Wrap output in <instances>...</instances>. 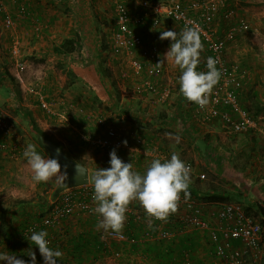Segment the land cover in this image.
I'll return each mask as SVG.
<instances>
[{
	"label": "rangeland",
	"instance_id": "1",
	"mask_svg": "<svg viewBox=\"0 0 264 264\" xmlns=\"http://www.w3.org/2000/svg\"><path fill=\"white\" fill-rule=\"evenodd\" d=\"M34 1L41 2L40 10L45 13L55 11L56 15H54V18L60 21V27L57 28L58 32L53 30L57 32L54 37H56L55 41L58 44L60 43L58 42L61 40L60 38L65 37L66 34L69 35L70 32L74 35L72 37L76 38L72 59L67 61H71L75 69L83 67L81 69L84 71L92 70L98 72L101 76L94 74L98 80L96 81L87 75L80 76L77 79L78 77L71 74L70 78L74 80L75 84L72 85L69 93L68 89L65 88V75L62 64L56 62V55L59 53L54 51L53 47L55 45L52 47L53 43H55L54 40L47 42L46 49L52 47V50L47 54L46 49L39 50L33 47L34 44L39 45V42L45 39L44 36L46 34L43 35V30L40 28L44 17L38 16L32 19L29 29L23 37L24 44L20 37L22 36L20 33L22 24L20 23V26H17L19 19H16L17 15L15 16L17 7L9 5L6 0L7 12L12 19V25L4 26L2 21L4 15L0 14V46L2 47L0 49V64L6 78L10 80L9 75L14 77V81L10 80L12 84H15H13V87L17 86L19 89V79L23 78L24 91H29L28 89L33 87L38 94H41L48 101L51 111L48 113L39 106L44 112V119L40 126L38 125L37 127L50 138L59 141L62 146L65 145L69 153L73 151L66 146L67 142L74 144V147L78 146V144L83 147L84 157L78 155V157L76 155L70 156L65 153L71 159H75L77 162L82 161V164L89 167L91 183H94L92 177L97 168L110 167L106 159H110L107 154H110L111 148L101 149L85 141L82 136L101 132L102 129L97 127L95 119L99 116L96 117L95 115L100 111V107L103 106L104 102L123 101L125 105L129 101L130 103L133 101L131 112L135 114L128 117L131 120L125 124L128 126L125 128L117 126L122 129L123 133L121 135L130 134L137 142L139 141L138 145H146V147L148 145L155 152L162 155L163 160L170 159L171 155L176 153L186 165H189L191 168V184L198 191L197 200L203 204V214L208 215L210 208L215 206V203H207L203 200L205 193L212 192L228 195L230 197L229 202L239 203L244 209L250 207L251 215L254 212L259 214V206L264 207V199L262 198L264 195L263 112L254 115L258 129L245 134L227 135L219 124H202L192 115L189 107L192 102L183 96L180 92V84L177 82L171 83L172 92L166 102L156 101L150 93L141 91H136L135 95L133 94V98L131 96V79L123 78L126 81L125 83L117 79V73H119L120 69L123 71L129 70L127 58L112 56L103 36V33L109 34V30L113 25V4L116 0ZM223 1H225L226 5L234 7L236 15L232 19H227L228 21L217 19L216 21L219 25L217 33L224 34V30L236 25L240 20H243L248 25L246 30L237 32L233 36L232 41H229V46L233 41H236L239 45L238 54L233 56L226 48L229 59L235 62L239 61L240 65L249 71V75L245 79L243 77L242 80L241 99L244 103H248V95L250 93V96L254 97L258 103L264 105V0ZM131 10L133 12L136 11L132 6ZM230 20L231 22H229ZM95 25L100 29L99 37L97 38L100 43L99 46H96L95 39L92 36ZM36 26L37 28H35ZM162 26L165 28L164 30ZM16 29H19V31L15 32ZM168 30L176 31L168 22L160 20V25L157 29L148 30L149 39L147 40H153L159 46H165L168 51L171 41L166 39L164 42L159 39V32ZM15 45L19 50L16 55H13L11 48L13 49ZM229 46L227 44V47ZM143 54L142 52H137L140 57ZM204 54L205 52L203 51L201 58ZM63 65L69 67V64L64 63ZM25 71L26 74L24 73ZM111 76L114 78V83L110 80ZM174 76L177 77V73H174ZM51 80L52 84H50ZM116 81L122 87L121 92L114 91L115 85L117 87ZM164 81L166 82L167 80H165V74H162L159 76V82ZM94 82H99L98 84L101 85L100 90L103 93L105 92V100H100L96 90L88 87L90 84L97 87L98 84ZM126 85L127 88H124ZM103 86H106L104 90ZM72 90L78 91L73 93H78L79 96H74ZM5 97H9L6 101H3L6 106L4 107L6 108L7 117L16 123L21 122L24 117L19 113L21 109L18 108L17 97L13 96L12 91L11 94L10 91L6 92ZM141 103L143 106L140 107ZM179 103L181 108L178 106ZM112 107L110 109L111 112L108 111L109 113L106 114L105 118L101 116V118H104L105 124H110V113L115 112V107ZM254 110L252 109V111ZM103 111H107V109L103 108ZM116 117L118 120L126 118L121 115H116ZM29 124L25 122L24 129L21 128L20 133H26L27 135L26 127L30 134L27 137L28 140L37 146L34 138L35 133L28 126ZM168 133L171 136L166 135ZM177 135L180 137L179 142L175 139ZM131 137H129L130 140ZM14 141L7 138L6 144L2 149L10 147V151L9 153L3 152L2 155L0 154L3 167V171L0 172V204L5 206L16 199H26L31 202L20 207H14L12 216L11 214L7 216V223L2 229L8 232L11 239L2 238L0 233V253L29 260L28 255L33 251L36 254V264H44L38 247L31 244L30 236L23 238L24 233L21 230L27 223L39 222L38 214H40V210L46 214L50 207L62 198L64 193L73 191L75 188H66L52 199V191L57 185L55 181H52L51 183L47 182L39 194V190H35L37 185L32 179L33 173L30 167L27 166V160L23 158V153H21L22 148H25V141H19V139L16 141L22 144V146L19 145L20 149L17 148L18 144L14 143ZM121 152L123 153L122 150ZM123 157H125V154ZM155 158L162 160L159 155L153 156V159ZM102 159L105 160L103 161ZM127 161L131 160L127 159ZM200 173L203 174V178L198 177ZM43 201H46V203H37ZM207 205L211 207H207ZM255 217L259 219V216ZM72 218L74 217H70V219ZM61 220H53L50 224L44 225V228L40 227V229L48 232L49 246L53 249L57 246L61 248L62 241L60 240L62 239L60 237V239L56 238L55 235L50 237L49 233L52 234V231H54V234H56L55 232L60 231L62 229L61 222L66 223V225L74 223V221L67 223ZM125 222H127V219ZM53 225L57 226L52 227ZM137 225L141 235L148 230L147 224ZM163 227L168 229L170 233L168 238H160L159 230L147 239L144 236H138L141 238L139 241L141 242L140 246L134 247L132 246L133 244L118 243L112 250L103 248L104 251L100 252L99 255L96 253V255L90 256L88 259L86 258L89 261L84 264H162L166 260L170 264H184V257L186 256L189 257L190 264H221L222 257L214 252L208 240V234L205 231L181 227L174 221L165 222ZM77 230L78 224L73 227L74 232ZM15 240H22L23 242H16L15 244ZM67 246L62 245L61 249L56 248L63 253L57 264H66L64 262L72 264L70 260L65 261V258L71 255L70 247L68 246L67 248ZM181 247L184 248L179 250ZM115 250L119 251V256L114 257L112 255V251ZM88 254L91 255L90 252ZM162 254H168L169 258L167 256L163 257ZM260 260V264H264L263 258ZM0 264H4V262L0 261Z\"/></svg>",
	"mask_w": 264,
	"mask_h": 264
},
{
	"label": "built area",
	"instance_id": "2",
	"mask_svg": "<svg viewBox=\"0 0 264 264\" xmlns=\"http://www.w3.org/2000/svg\"><path fill=\"white\" fill-rule=\"evenodd\" d=\"M127 1H138L141 8L133 13ZM219 5L217 0H191L186 5L178 0H116L113 4V25L108 34L109 51L115 57L127 58L129 70L120 69L118 74L121 78L131 79L136 75H142L138 81L142 91L153 95L156 101L165 102L171 94V81L159 82V76L163 74V66L157 69L156 63L163 60L161 48L155 41L145 39L144 35L147 32H144L158 28L161 16L171 20L179 28L178 33L185 26H198L205 54L197 70L207 71L206 59L211 56L218 60L217 68L222 72V76L209 97V104L201 109L193 103L191 113L202 124L217 123L227 135H236L258 129L256 117L241 99L240 90L245 70L238 62L230 61L226 55V40L231 39L237 30L246 29L247 25L241 22L219 36L214 28V18ZM227 12L230 15L233 10L228 9ZM27 13L24 5L17 7L18 16L24 17ZM0 14L4 15L2 20L4 26L12 25L5 0H0ZM143 25H146L145 30H141ZM137 52L144 54L140 57ZM17 53L18 48L14 47L12 54ZM28 90L35 91L33 87ZM36 97L39 106L49 113L51 109L48 101L41 94L37 93ZM96 124L102 129L101 132L82 136L85 141L101 149H124L131 158V141L127 137H122L121 127L118 128L111 123L105 124L101 116L96 118ZM13 133L14 123L7 117L4 104L0 103V149L5 146L6 139ZM125 140L126 146L123 143ZM198 177L203 178V174H198ZM74 188L73 191L64 193L62 198L39 219V222L27 223L23 229V236L29 237L33 231H41L40 227L50 224L53 220L63 219L76 213L96 215L98 221L102 219L94 211L96 207L93 199L94 183L89 180L88 183ZM197 199L195 196H190V199L185 201L181 193L178 211L170 215L168 221H174L181 227L205 231L214 252L224 259V264H246L249 258L260 257L262 226L258 218L248 215L239 203L229 201L215 203L214 208H210L208 215H205L203 204ZM133 204L128 206L126 215L137 222L148 224L149 217L144 208L141 204L139 206ZM207 207L211 206L207 205ZM152 223L153 227L150 228L148 225L144 238L150 237L158 230L160 238L169 237L168 229H159L162 221L153 220ZM103 237L130 244L141 240L124 231L119 235L113 234L111 230L103 231ZM234 241L239 242L240 245L234 246L232 244ZM112 255L116 257L120 253L113 251ZM184 264H190L188 257L184 259Z\"/></svg>",
	"mask_w": 264,
	"mask_h": 264
},
{
	"label": "clouds",
	"instance_id": "3",
	"mask_svg": "<svg viewBox=\"0 0 264 264\" xmlns=\"http://www.w3.org/2000/svg\"><path fill=\"white\" fill-rule=\"evenodd\" d=\"M159 39L171 41L165 58L166 61L171 59L181 70L180 92L188 101L201 109L205 108L209 104L214 87L221 79L222 72L217 68L218 60L211 56L206 59L207 71L197 70L201 63V53L204 51L200 29L192 25L185 26L179 33L172 30L162 31ZM164 64V60L156 63L157 69ZM166 135L171 136L170 133ZM175 139L179 142L180 137L177 135ZM123 143L127 145L126 140ZM109 155L110 167L97 168L92 177L93 199L96 203L94 211L102 217L98 221V229L121 234L125 227L128 206L133 201H139L144 208L151 228L153 220L167 222L169 216L178 211L181 193L185 201L190 199L191 168L176 153L163 161L160 158L153 159L144 174L133 171V164L123 162L115 148ZM23 156L33 173L34 182L55 181L60 187L67 186V165H64L65 170L62 171L58 159L44 158L33 144L27 145ZM79 168L80 166L76 164V169ZM47 237L48 232L45 230L33 231L29 240L38 247L44 264H57L63 253L51 248ZM28 257L29 260H24L14 255L0 253V261L4 264H36L35 252L31 251Z\"/></svg>",
	"mask_w": 264,
	"mask_h": 264
},
{
	"label": "crops",
	"instance_id": "4",
	"mask_svg": "<svg viewBox=\"0 0 264 264\" xmlns=\"http://www.w3.org/2000/svg\"><path fill=\"white\" fill-rule=\"evenodd\" d=\"M6 1H7V3L9 5L10 4L13 5V6L15 5L14 7H18L19 5H24L26 7V10L29 13V15H32V16H29L28 13H27V16H24V18H23V17L18 16L17 13H15V16L17 15L16 16V19L17 18L19 19V21L17 22L19 24L17 26H20V23L22 24L21 25L22 27L20 28V33L22 34V36H20L21 39H22V43L25 44V42L23 40L24 39L23 37L26 34V32L28 31L29 26H30V22H32V19L33 18H36L38 16H41V17L43 16L44 17V20H42V23H44V24L42 25V23H41L40 24V28H41V30H43L42 31V34L43 35L46 34L44 36L45 39L42 42L40 41L39 42V45L34 44L33 47L36 48V49H39V50L46 49V46L48 45L47 42L49 43L52 39L55 42V43H53L52 47L54 45H56L57 42L55 41L56 40V37H54V35H56L57 32H58L57 31L58 30L57 28L60 27V21L55 20V18H54V15H56L55 11H51L50 13H48V12L45 13L44 11H41L40 10V7H41V5H40L41 2L40 1L39 2H36L34 0H6ZM178 1H180V2H182V4H185L186 5L191 0H189V1L188 0H178ZM186 1H188V2H186ZM217 1L219 2L220 5L218 7V11L215 14V18H214V28H215L216 31L219 28V25L217 24V21H216L217 19H220V20L225 19L224 21H228L227 19H232L236 15L235 14L236 11L234 10V7L232 5H226L225 4V1H223V0H217ZM127 3L129 5L130 9H131V6H132V8L136 9V11H138L141 8L138 1H135V2L128 1ZM78 8H79V6H78ZM228 9H232L233 10L232 14H230V15L228 14V12H227ZM136 11H134V12H136ZM160 20L162 22H165V21H166V23L168 22V24L171 27H173L174 29H176V31L179 30V28L175 24H173L172 21L169 20L167 17L161 16L160 17ZM229 22H231V20ZM241 22L242 23H245L243 20H240L236 25H233L231 27L237 26ZM35 28H37V26ZM145 28H146V25L141 26V30H145ZM229 28H227L226 30H224V33ZM247 28H248V25H247ZM162 29L164 30L165 28L162 26ZM246 29L237 30L233 34V36L237 32H240V31H243V30H246ZM53 30H56L57 32L56 31L54 32ZM18 31H19V29H16L15 32H18ZM99 31H100L99 27H97L95 25L92 36L95 39L96 46H99V44H100L99 43V40H97V38L99 37L98 36L99 35ZM161 32L162 31H160L159 34ZM144 33H146V34L144 35ZM144 33L142 32V34L144 35V38L145 39H149V37H148V30H146ZM71 34H72V32H70L69 35L66 34L65 37H72V36H74L73 34L72 35ZM222 35L223 34H219V36H222ZM81 36L83 37V35H81ZM103 36H104V40H106L105 43L107 44V46L109 47V50H110L109 41H108V34L106 35V34L103 33ZM151 36H153V35H151ZM65 37H63V38L61 37L60 38L61 40H59L58 42H61ZM73 38L75 39V42H74V47H75L76 46V38L75 37H73ZM232 38L226 40V48L228 49V51L230 52V54L232 53L231 55L235 56V55L238 54L239 45L236 43V41H233L232 43H230V46H229V41H232ZM163 41L165 42V40H163ZM105 43L103 42V44H105ZM227 44H228L229 47H227ZM15 47H17V46L15 45ZM52 47L51 48L49 47L48 49H46V54L50 50H52ZM1 48L2 47L0 46V49ZM160 48H161L162 58H163L164 63H165L163 65V72H164L163 75L165 74V80L171 81V83L177 82L179 84V77L182 74L181 73V70L179 69L178 66H176L174 64V62L171 59H169L168 61H166V58H165V54L167 52L166 47L162 45V46H160ZM74 49H73V51H74ZM98 49H99V47H98ZM227 49H226V52L228 53ZM11 50H12V48H11ZM18 50H19V48H18ZM73 51L70 52V54H68V53L60 54L59 53L58 55H56V59H57L56 62L62 64V68L64 70V75H65V88L68 89V92L69 93L71 92L69 90H71L72 85L75 84L73 82L74 80H72L70 78V75L71 74H72V76L78 77L77 79H79L80 76L87 75V76L91 77L92 79H94L96 81H98V80L96 79L97 77L94 74L99 75V77L101 76L98 72H95V71H92V70H86V71H84L83 69H81L83 67H79L78 69H75L73 67V63H71V61H69V62L67 61V60H71L72 59L71 56L73 54ZM227 53H226V55H227ZM112 56H114V55H112ZM227 58L229 59L228 56H227ZM63 62L65 64H69V67L67 65L64 66L63 65L64 63ZM238 63L240 64L239 61H238ZM16 69H17V67H16ZM173 70H174V73H177V77L174 76ZM24 73L26 74V71ZM247 75H249V71L248 70H245L244 79L247 77ZM117 77H118L117 79H119L120 81H123V83L126 82V81L123 80V78L120 77V75L118 73H117ZM141 77H142V75H136L134 77H131V87H132L131 88V94H132L131 96L133 98H134V95H135L136 91L144 92L140 88V84L139 83H136V82L140 81ZM175 79H177V80H175ZM10 80L4 76V73H3V70H2V65L0 64V103L3 104V101L4 100L6 101L9 98V97L8 98L5 97L6 92L10 91V94H11V91H12L13 96L15 95L17 97L18 108L21 109V112H19V113L24 117L21 122H17L16 123V122L12 121L13 123H15L14 124L15 130H14V133L10 137H8V138L10 140H15L14 143L18 144V147L17 148H19L20 146H22V144L20 142L19 143L16 142L18 139H19V141H22V140L25 141V148H26L28 144H32L31 141L28 140V138H27L28 136H30V134H29V131L26 129V127H25V131L27 132V135H26V133L25 134H21L20 133L21 132V128L24 129L25 122H26V124L30 123L29 122V118L30 117L32 118V121L34 122L35 125H37V126L39 125L40 126V123L44 119V112L40 109L39 103L37 102V97H36L37 96V91H34V92L24 91L23 78H20L19 79L20 80L19 81L20 82L19 83V89H18V92H17V90H15V86L13 87V84L14 83L12 84V82ZM110 80H111V82L114 83V78L112 76H111V79ZM99 81H100V79H99ZM52 83L53 82L51 80L50 84H52ZM94 83L95 84L96 83L98 84L99 82H94ZM116 84H117V87L115 85V90L114 91L121 92L122 91V87L120 86L119 82L116 81ZM121 85H122V83H121ZM100 86H101L100 84H98L97 87L95 85H91V84L88 85V87H92L94 90H96V93H98V98H100V100L103 101V100H105V92L103 93L100 90ZM104 87H106V86H103L102 87L103 90H104ZM124 88H127V85L124 86ZM73 92H78V91L72 90V93ZM171 92H172V89H171ZM73 95L74 96H77V97L79 96L78 93H73ZM151 96L154 97L153 95H151ZM132 102L133 101H131V103H130V101H129L125 105H124L123 101H120V102L112 101V103L111 102L110 103L104 102L103 103V106L100 107V111L97 112V114L95 116L96 117L97 116H103L105 118L106 117V114L109 113L108 111H110V109L113 108L112 106H114L115 107V112L110 113L111 114L110 123L111 124H114L116 126H122V127L125 128L126 126H128V125H125V124H127L129 122V120H130L128 117L131 116L132 114H135L134 112H131V106L133 104ZM141 102H142V100H141ZM192 104H193V102L191 103V105ZM141 106H143L142 103L140 104V107ZM178 106L181 108L180 103H179ZM189 107L191 109V106L190 105H189ZM103 108H106L107 111H103ZM22 109H24V110H22ZM25 111L27 113H29V115H30L29 118H28L27 115L24 114ZM116 115L125 116L126 118H123L121 120H118V118L116 117ZM28 126L32 130V125L29 124ZM32 131L35 133L34 130H32ZM249 131H251V130H249ZM129 135L130 134H127V135H124L122 137H124V138L127 137L128 140L131 141V149H132V151H131V158L125 152L124 149H116L115 148L116 151H117V155H119V158H121L123 162H125V163H130L131 162L133 164V171H138L140 173H144V172H146L147 168L150 166V163L153 160V156H155V155L158 156L159 155L162 158V155H160L157 152H155L148 145H147V147H146V145H138V142L139 141L137 142L134 138L131 137V135L130 136ZM129 137H131V140L129 139ZM144 144H146V142H144ZM66 146L69 147L70 150H72L73 152H70V153L67 152V148L65 147V145L64 146H61V147L70 156L71 155H76V156L78 155L80 157H84V155H83L84 152L82 151L83 150V147H81L80 144H78V146L76 145L74 147V144H69V142H67V145ZM25 148L24 147L22 148L21 153H24ZM113 149L114 148H111V151ZM36 150L44 158H46V159L49 158L48 155H47V153L45 151H42V149H40V147L36 146ZM121 150L123 151V153L121 152ZM9 151H10V147H6L5 149H0V154L2 155L3 152L9 153ZM124 154H125V157H123ZM1 155H0V157H1ZM107 155L110 156L109 154H107ZM23 158H25V157L23 156ZM126 158L127 159H130L131 161H127L126 162V160H127ZM162 160H163V158H162ZM106 161L108 162V166H110V163H109L110 159H106ZM27 166L29 167L28 164H27ZM2 171H3L2 161L0 160V172H2ZM51 182L52 181H49L48 183H51ZM46 183L47 182H39V183L35 182V184L37 185V186H35L37 188V189L35 188V190H39V194H40L42 192V190H43V186H45ZM262 198L264 199V195H263ZM132 204L135 205V206H139L140 205L139 201H133ZM70 217H74V218H72L74 220L70 219ZM126 217H127V222H125V227H124V229L122 231H124L125 233H128V234L132 232V235H134L135 237L144 236V233L141 235V233H140V231L138 229L139 227H138L137 224H139V225H141V224L146 225V223H144V222H137L132 217H130L128 215H126ZM61 221H66L67 223L74 221V223L72 225H70V224H67L66 225V223L61 222L62 229L60 231H58V232H55L56 234H54V231H52L53 233L52 234L49 233V235H50V237H53V235H55L56 238H58V239L61 238L62 240H60V241H62V245H65V246L68 245L70 247L71 255H69L67 258H65V261L70 260L72 262V264H80V263H83L84 264L87 261H89V260H86V258L88 259L90 256L96 255V253H98V255H99V253L100 252L102 253V251H104V249L112 250V249H114L113 247H115V245L117 246L118 243H124V244H129V245L133 244L132 246H134V247H138V246L141 245V242H136V243H131L130 244V243L121 242V241H114V240L107 239V238L103 237V231L104 230L97 228L98 219H97L96 215H88V214H80V213L77 214L76 213V215L75 214H72V215H70V216H68L66 218H63ZM76 224H78V230L76 232H74L73 231V227ZM163 224H165V223H162V224L159 225V229L165 228V227H163ZM54 226H57V225H53L52 227H54ZM61 227H59V228H61ZM147 227H148V224H147ZM70 229H72V230H70ZM147 238H145V239H147ZM146 241H144V243H146ZM57 242H59V240H57ZM232 244L234 246L240 245V243L239 242H236V241H234ZM62 245H61V248H62ZM68 246H67V248H68ZM54 248L55 249L56 248L61 249L59 246L54 247ZM182 248H184V247L179 248V250H181ZM263 248H264V244L262 242V248H261L260 257L259 258H253V259L249 258L248 261L246 262V264H260V262H261L260 259L263 258V260H264V255H263V251L264 250H263ZM115 251H117V250H115ZM88 252H90L91 255L88 254ZM160 252H162V251H160ZM165 256H167V258H169V255L168 254L163 255V257H165ZM184 256H186V255H184ZM186 257H188V256H186ZM186 257H184V259ZM64 263L69 264L68 262H64ZM223 263H224V259L222 258L221 259V264H223ZM162 264H170V263H168V261L166 260L165 263H162Z\"/></svg>",
	"mask_w": 264,
	"mask_h": 264
},
{
	"label": "trees",
	"instance_id": "5",
	"mask_svg": "<svg viewBox=\"0 0 264 264\" xmlns=\"http://www.w3.org/2000/svg\"><path fill=\"white\" fill-rule=\"evenodd\" d=\"M74 42H75V39L73 37H65L59 44L55 45L53 47V49H54V51L56 53H60V54L70 53L74 49ZM9 76H10L9 78L12 81L15 80L12 75H9ZM15 90H17V92H18V88L16 86H15ZM245 105H246L247 109L250 112L252 111V109H255L254 111L251 112L252 115H258L261 112L264 113V105L258 103L256 101V99H254V97L250 96V93L248 95V103H245ZM22 110H24V109H22ZM24 114L27 115L28 118H29V116H30L29 113H27L25 111ZM29 122L32 125V130L37 131V132L41 133L42 135H44L45 137L50 138L42 130H40L37 127V125L34 124V122L32 121V118L31 117L29 118ZM249 132L250 131L245 132V133H249ZM245 133H239V134H245ZM236 135H238V134H236ZM34 138H35V141H36L37 146L40 147V149H42V151H44V149L38 144V142L36 140V135L35 134H34ZM50 139L53 140L55 143L59 144L60 146H62V144L59 141H56V140H54L52 138H50ZM47 155L49 156L48 153H47ZM75 161H77V160H75ZM80 163H83V162L80 161ZM189 192H190V196H195V197L198 196V191H197L196 187L193 186L192 184H190V186H189ZM229 199H230V197L228 195H224V194H220V193H215V192L205 193L204 196H203V200L205 202H207V203H223V202H227ZM30 202L31 201H28L26 199H16L13 202H11L10 204L5 205V206H2L0 204V233H1L2 238L6 239V240H10L11 239L10 238V235H8V232L5 229L3 230L2 227L7 223V216L10 215V214L12 216V213H13V210L12 209L14 207H20L21 205L28 204ZM37 203L38 204H43V203H46V201L37 202ZM245 212L248 215H251L250 214L251 213V208L250 207H246L245 208ZM39 213L40 214H38V217H39V219H41L45 215V212H43V211L40 210ZM252 215L259 216V221H260L261 226H262V242L264 244V218H263V215H264V207L259 206V214L254 212V214H252ZM25 226L26 225L23 226L21 232L23 231V229L25 228ZM42 228H44V226H42ZM22 237L25 238V236H22ZM20 241L23 242L22 240H19V241H16L15 240L14 243L15 244H16V242L17 243H20Z\"/></svg>",
	"mask_w": 264,
	"mask_h": 264
},
{
	"label": "water",
	"instance_id": "6",
	"mask_svg": "<svg viewBox=\"0 0 264 264\" xmlns=\"http://www.w3.org/2000/svg\"><path fill=\"white\" fill-rule=\"evenodd\" d=\"M36 140L38 144L49 154L50 158L58 159V162L61 164V170L64 171V165H67V174L68 180L66 181L67 186L60 187L58 185L52 191L51 198H55L56 195L70 187L78 186L81 184H86L89 181V168L73 159H71L63 150V148L55 143L48 137H45L41 133L35 131ZM76 164L80 166L79 169H76Z\"/></svg>",
	"mask_w": 264,
	"mask_h": 264
}]
</instances>
